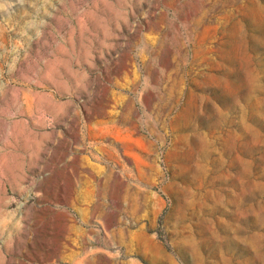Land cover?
Listing matches in <instances>:
<instances>
[{
    "label": "rangeland",
    "instance_id": "1",
    "mask_svg": "<svg viewBox=\"0 0 264 264\" xmlns=\"http://www.w3.org/2000/svg\"><path fill=\"white\" fill-rule=\"evenodd\" d=\"M0 264H264V0H0Z\"/></svg>",
    "mask_w": 264,
    "mask_h": 264
}]
</instances>
